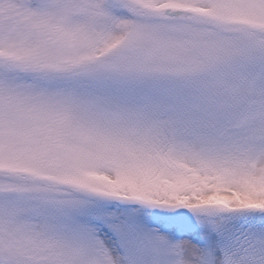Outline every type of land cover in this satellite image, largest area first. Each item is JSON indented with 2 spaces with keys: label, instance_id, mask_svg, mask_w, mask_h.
Masks as SVG:
<instances>
[{
  "label": "snow or ice",
  "instance_id": "1",
  "mask_svg": "<svg viewBox=\"0 0 264 264\" xmlns=\"http://www.w3.org/2000/svg\"><path fill=\"white\" fill-rule=\"evenodd\" d=\"M0 264H264V0H0Z\"/></svg>",
  "mask_w": 264,
  "mask_h": 264
}]
</instances>
